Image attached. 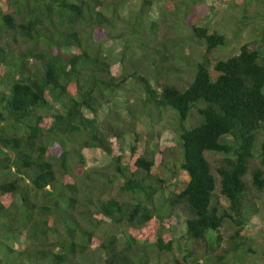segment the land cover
Here are the masks:
<instances>
[{"label":"trees","instance_id":"16d2710c","mask_svg":"<svg viewBox=\"0 0 264 264\" xmlns=\"http://www.w3.org/2000/svg\"><path fill=\"white\" fill-rule=\"evenodd\" d=\"M152 4L127 18L124 0H0V264H150L154 247L172 252L181 218L182 238L208 247L204 264L256 254L242 233L264 213V27L256 44L212 63L229 46L224 33L186 23L185 12L158 42ZM119 40L112 59L103 47ZM185 46L204 53L173 58ZM129 84L139 92L123 102L133 122L165 127L172 115L179 158L163 153L161 166L187 174L178 193L154 153L133 146L123 164L130 130L120 116L100 122ZM85 149L103 151L109 170H85ZM207 155L221 156L216 166ZM106 226H125L122 242Z\"/></svg>","mask_w":264,"mask_h":264},{"label":"rangeland","instance_id":"374dc122","mask_svg":"<svg viewBox=\"0 0 264 264\" xmlns=\"http://www.w3.org/2000/svg\"><path fill=\"white\" fill-rule=\"evenodd\" d=\"M125 6L122 9V13L127 15L138 14L141 9L142 0H124ZM152 9L148 12V20L155 21L157 31L158 42H161L164 34V29L168 25H173L174 18L181 17L186 12V23H193L199 26H209L211 30H218L225 34L229 46L225 49L215 51L209 58L213 63L219 59H225L231 55L238 53V49L244 44H256V40L261 39L262 27H264V0H253L250 3L247 0H237L231 2V0H151ZM238 2L236 5L232 3ZM188 3V6L186 5ZM146 12V13H147ZM247 16L243 20L245 25L239 22L240 17ZM145 18V17H144ZM167 19V21L162 22ZM239 22V23H238ZM176 27V26H175ZM172 35L168 34L167 38H171ZM96 41L104 40V33H95ZM125 37H129L126 35ZM171 47L172 45L169 44ZM122 40L119 41H106L103 48H105L111 55L112 59H118L120 51L122 50ZM169 47V46H168ZM177 51H172L175 59H182L189 57L191 59L198 56V53H204L201 47H180ZM176 55V56H175ZM175 66L187 69L183 63H178L174 60L172 62ZM212 77L216 76V73L210 68ZM185 79V83L190 81L191 75L186 73L182 75ZM139 97V92L131 84L128 85V89L117 93L111 102H117L116 107L113 103L107 104L100 111V122L102 125H107L108 121L113 122L117 116L122 119L124 127H128L130 132L124 135L121 141L122 148V162L127 164L129 161L130 148L135 146L139 154H153L155 163L163 178L166 179L169 192H180L185 183L188 181V176L184 171L179 168H174L173 172H169L162 167V164L168 162L164 154H169L170 157L179 158V145L177 136L168 127V124L174 123L171 119L172 115L168 114L164 116L163 124L156 125L151 122L150 119L142 116L139 121L133 122L123 102L126 100L131 106L135 99ZM116 100V101H115ZM118 119V118H117ZM134 130V133L131 132ZM85 157V170H99L108 171L110 158L100 149H85L82 151ZM220 155H207L206 158L210 161L212 166L217 165V161L220 159ZM169 164V163H167ZM172 168V167H171ZM116 194L115 190L113 195ZM105 231V235L117 234L122 242V234L126 232L125 226L110 227L106 226L102 228L101 232ZM175 242L172 245V252L169 255L162 254L155 247L156 251L150 256V264H184L191 259L196 260L199 264H204L205 258L210 256L208 247L202 244H191L182 238L184 233L183 218L179 220L177 226L171 232ZM226 231L224 232V235ZM243 236L251 239L252 248L256 251L255 255L249 254L243 264H264V213L261 216L254 217L251 223L246 227L242 233ZM224 243L222 248L229 249L231 244L228 242L227 237L224 236ZM222 254V251L220 250ZM236 264H241L236 263Z\"/></svg>","mask_w":264,"mask_h":264}]
</instances>
